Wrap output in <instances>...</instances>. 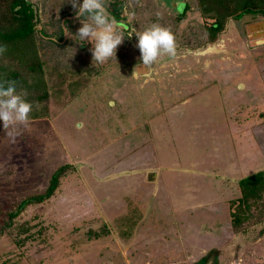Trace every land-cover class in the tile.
<instances>
[{
	"label": "rangeland",
	"instance_id": "374dc122",
	"mask_svg": "<svg viewBox=\"0 0 264 264\" xmlns=\"http://www.w3.org/2000/svg\"><path fill=\"white\" fill-rule=\"evenodd\" d=\"M28 1L38 15L34 34L48 111L0 128V227L5 210L43 191L58 166L71 167L53 196L19 214L18 223L29 227L19 243L0 232V264H264V210L260 220L255 212L238 231L229 213L230 199L239 196L237 180L264 168V16L229 19L224 32L207 43L204 26L211 20L201 17L196 0H104L125 33L152 24L172 33L175 56L161 55L148 69L141 65L135 35L117 46L115 59L97 63L90 44L76 43L80 22L70 0ZM178 73L197 78L198 89L213 84L191 104L198 114L216 117L214 133L211 125L201 126L194 138L197 147L210 132L205 138L211 144H199L195 155L205 153L214 167L211 175L194 177L193 208L169 207L181 193L173 199L169 187L171 199L159 186L154 194V170L144 179L120 174L141 168L143 161L130 156L127 120L134 116L135 138L144 133L145 108L160 95L166 98L161 91L165 85L171 90ZM164 196L168 205L161 207ZM156 203L160 209H148Z\"/></svg>",
	"mask_w": 264,
	"mask_h": 264
},
{
	"label": "trees",
	"instance_id": "16d2710c",
	"mask_svg": "<svg viewBox=\"0 0 264 264\" xmlns=\"http://www.w3.org/2000/svg\"><path fill=\"white\" fill-rule=\"evenodd\" d=\"M196 6L201 17L211 20L204 26L207 43L214 42L224 32L229 19H238L244 14L264 16V0H196ZM37 21V11L32 2L0 0V43L5 45L0 49V78H11L16 82V92L32 104L30 119L47 114L49 99L35 43ZM70 167L68 163L58 166L43 191L27 194L5 210L0 232H7L19 243L20 234L29 229L18 223L19 214L29 205L53 196ZM237 187L239 196L229 202L230 221L235 231L241 229L255 212L258 218L254 220H260L261 210H264V168L240 177ZM204 263L200 261L197 264Z\"/></svg>",
	"mask_w": 264,
	"mask_h": 264
},
{
	"label": "crops",
	"instance_id": "0c3cea01",
	"mask_svg": "<svg viewBox=\"0 0 264 264\" xmlns=\"http://www.w3.org/2000/svg\"><path fill=\"white\" fill-rule=\"evenodd\" d=\"M202 77L203 76H201V79H204L205 81L213 80L211 78H206L205 76L204 78ZM196 79L197 78H194L193 75L189 73H178L177 80L179 81H176L177 83L175 82L174 86L172 84L171 86H169L172 91L167 90V88H165L166 85L164 86L165 89L163 88L162 91L161 89H159L164 93L166 98L162 100L160 95L158 97L157 103L153 102V105H149L147 108H145V114L142 115V128L144 130V133H141V135L137 136V138H135L136 124L134 116H131L130 120H127L128 122H130V124L127 126V132L132 135L133 139L132 145L130 146L134 152L130 154V156L141 157L143 161L140 162L141 168L136 167L139 172L137 171L135 166H133L130 169H121L120 174L122 175L125 173H138L144 179V176L148 171L154 170L156 172L155 175L158 176L154 185L155 189L159 186L158 188H161V190L163 191L162 194L164 193L166 196V188L169 187L171 188L169 191H171L172 197L176 195L175 192H181L179 197L177 195V201L169 200V203H172V205L169 207L172 208L195 207L196 203H194V201L196 196L194 195V192H192L194 191V177H204L211 175V170L214 167V162L212 161L210 163V161L207 160L208 155L205 156V153L201 156L195 155L199 144H203L205 147L207 144H211L210 140L208 138L207 140L205 136H208L210 132H215L214 122L216 119L215 116L210 117L207 114H198L196 110L191 109L193 97L199 94L201 91L209 90L213 87L212 84L198 89L199 84H196ZM205 84L203 83L204 86ZM115 95L119 97V93H116ZM109 100L111 101L110 105L116 104V101L111 100V98ZM121 101L122 100L118 98V103H120ZM80 122L82 123V120H80ZM209 125H211L212 130L210 132L203 133L201 142L200 140H198L197 147L194 146V138L200 135V133L202 132L199 131L200 127ZM138 138L142 139L137 140ZM212 141L213 143H215L217 139L212 138ZM137 142L139 143V148L136 149L135 145ZM224 142L225 139L222 140L221 136H219L218 143L224 144ZM219 150L222 151V147H220L219 149L211 148L208 154L210 156V153L214 152L215 156V153H218L217 151ZM180 152H186L187 154L184 155L187 158L181 157L179 155ZM137 153H142V155L138 156ZM221 159L222 158H220V160ZM111 173V175L114 176L119 175L117 171ZM133 183H135V180L133 181ZM136 191L138 192V190ZM156 191L157 189L153 191L154 194L156 193ZM165 196L160 198L163 203H159L161 207H166L168 205L166 204L167 200H165ZM166 197L167 199L172 198L169 196ZM139 198H141V195L139 196ZM144 199L145 197H143V200ZM147 207H149L148 209H160L157 203L155 205L153 204Z\"/></svg>",
	"mask_w": 264,
	"mask_h": 264
},
{
	"label": "clouds",
	"instance_id": "9594fccd",
	"mask_svg": "<svg viewBox=\"0 0 264 264\" xmlns=\"http://www.w3.org/2000/svg\"><path fill=\"white\" fill-rule=\"evenodd\" d=\"M70 3L76 9L75 16L80 22L73 34L78 38L76 43L90 44L91 59L97 63L115 59L117 46L132 35L136 37L139 59L145 68L150 69L161 55L174 57L176 54L174 37L167 28L152 24L142 31L133 28L125 33L119 28L120 22L108 12L104 0H79V3L70 0ZM81 17L85 19L82 21ZM4 47L0 43V49ZM144 75L148 77L150 72ZM31 110L32 104L16 92V82L11 78H0V128L26 124Z\"/></svg>",
	"mask_w": 264,
	"mask_h": 264
}]
</instances>
